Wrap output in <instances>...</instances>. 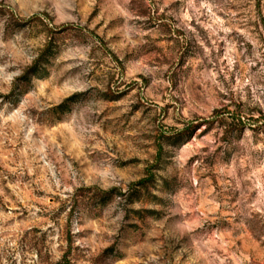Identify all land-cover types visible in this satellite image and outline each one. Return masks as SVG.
Listing matches in <instances>:
<instances>
[{
	"label": "rangeland",
	"instance_id": "374dc122",
	"mask_svg": "<svg viewBox=\"0 0 264 264\" xmlns=\"http://www.w3.org/2000/svg\"><path fill=\"white\" fill-rule=\"evenodd\" d=\"M0 264H264V0H0Z\"/></svg>",
	"mask_w": 264,
	"mask_h": 264
},
{
	"label": "trees",
	"instance_id": "16d2710c",
	"mask_svg": "<svg viewBox=\"0 0 264 264\" xmlns=\"http://www.w3.org/2000/svg\"><path fill=\"white\" fill-rule=\"evenodd\" d=\"M39 19H40V18H39L38 16H35V17H32V18L29 20V22H36V21H39ZM20 24H21V22H20ZM21 25L23 26V25H25V23L22 22ZM23 79H27V77H23ZM62 108H63V106H60L59 109H62ZM239 122L242 123L241 120H239Z\"/></svg>",
	"mask_w": 264,
	"mask_h": 264
}]
</instances>
